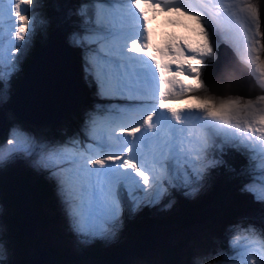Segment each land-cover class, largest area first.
Listing matches in <instances>:
<instances>
[{
	"label": "snow or ice",
	"instance_id": "snow-or-ice-1",
	"mask_svg": "<svg viewBox=\"0 0 264 264\" xmlns=\"http://www.w3.org/2000/svg\"><path fill=\"white\" fill-rule=\"evenodd\" d=\"M39 5L40 0H0V81H5L0 100L6 99L7 90L4 25L12 60L10 79L36 34L37 17L41 26L48 23ZM157 12L194 19L202 40L193 44L174 38L154 47L149 23ZM124 13L133 23L115 22ZM77 15L85 27L73 33V39L91 54L85 71L98 94L134 103L98 106L85 120L83 138L77 134L65 140H38L14 127L7 144L12 146L9 157H34V166L56 180L80 242L114 238L129 206L135 212L142 204L159 203L170 188L190 189L186 194L199 191L210 171L221 166L235 172L224 158L229 150L247 160L239 174L249 182L241 191L264 203V30L258 0H92L81 5ZM233 32L246 49L241 63L249 67L260 89L255 97L212 93L202 78L206 61L215 58L221 41L230 42ZM184 75L194 83L181 79ZM183 100L189 101L183 107L168 103ZM2 153L0 146V162L5 159ZM228 231L231 253L196 257L192 264H237L233 255L248 236L264 247V227L240 221ZM6 260L7 248L0 241V264Z\"/></svg>",
	"mask_w": 264,
	"mask_h": 264
},
{
	"label": "rangeland",
	"instance_id": "rangeland-1",
	"mask_svg": "<svg viewBox=\"0 0 264 264\" xmlns=\"http://www.w3.org/2000/svg\"><path fill=\"white\" fill-rule=\"evenodd\" d=\"M258 2L260 3V6H261V27H262V30H264V18H263L264 0H258ZM43 3H45V2L43 1ZM33 7H35V6L33 5ZM126 16H127L126 13H124L123 16H120V15L116 16L115 22L117 24H120L121 22H123V24L125 25L126 22L131 21V18L125 19L124 17H126ZM44 18H46V17H44ZM108 18L113 19V17H111V16H109ZM173 18H175V20L178 19V20L182 21V23H178L175 26V28H174V31L176 30L175 33L179 32L178 29L182 30L185 33H190V32L193 33L195 31V33H197V34L193 33L191 39H197L196 35H198V38H199L198 41L202 40V36L199 33L200 25L197 24V22L194 19L187 17V16H177L175 14H174ZM152 20H156L158 23V24L156 23V24L151 25L150 28H152L153 30L160 28L163 31L162 28L164 27V25L169 26L168 24L170 23L167 20L166 15L164 13H159V12L156 13L155 18ZM38 25H39V19H37V30H36V34H35L33 39L36 38V35L38 34V31L40 29V27ZM125 26H127V25H125ZM47 28H48V23L46 26H43V31L45 33L42 36V40L40 41L41 45L37 46L36 43L33 42V39H32L31 44L27 50V53L25 54V56L29 57V60L27 62H25L24 64H21V62H23V57H24V55H23V57L20 61V64H19V70L13 72L10 79H7V72H8V68H9L10 64L12 63V60L10 59V57L8 55V49H9L8 41L4 44L5 59H4L3 71L5 72V75H6L7 90H6V99L0 100V111L3 112V115L5 117V122H6L5 125L6 126H4V129L2 130V132L5 133V137L3 138L2 141H0V146H2V148H3L2 154L4 155L5 159L3 160V162H0V173L3 170H10L11 171V170H15V169L20 168V167H23V168L27 167L28 168V165H30L31 167H33L32 169H30L33 176H38V173H40V174L45 175L47 178L50 177V174L48 171L34 166V159H35L34 157H31V158L25 157L23 154H18V155L9 157L8 151H9V149H11L12 146L7 144V141L12 138V135L10 133L14 127L22 128L24 131L35 136L38 140L52 141L49 139L50 137H49L48 132H47L48 124L51 123V121L48 120V118L50 116H48V118L43 116L42 115L43 114V108H37L38 106L35 102L36 97H35V95H33L34 94L33 89H34V86L40 80V78L44 77L46 75L44 73V69H49L50 65H52V62L54 60L53 57L48 58V61H47L46 58H44L46 56L44 53H46L51 48L53 43L57 44L56 45L57 55L65 59V61L68 64L69 70H70V76H71V80H72V93H71L70 97L74 98L73 96L75 95V93L78 90V83L80 82V79L76 78V76L78 77V75H77L76 66L74 63V57L72 56V54L70 52V47L72 45L71 42L76 45V42L73 39V33H75V32H71L68 35V38L70 39L71 42L69 40L64 42L61 39V37H59V35H57L58 32L55 29H48L47 30ZM51 30H53V31L51 32V35H50ZM161 38L164 41L170 39V38L165 39L163 36H161ZM171 38L172 39H174V38L179 39L180 37L178 35H173ZM179 40H181L183 42V39L180 38ZM219 47L223 51V54H224L223 59L225 57L226 60L230 61V64L234 68V70L236 72L240 73V74L237 73V76L241 80L242 86H246L245 91H242L243 88L238 86V88L242 92H239L236 89V91L234 93H231V91H228L229 93L222 92L221 95L240 94V95H244L246 97H255L256 95L260 94V89L256 86L255 80L253 79V76L250 74L249 67L246 66L245 64L241 63V59H240L241 56H244L247 53H246V49L244 47L243 41L240 39L239 35L237 33L233 32L231 34L230 42L226 43V42L221 41L219 44ZM12 52L15 54L16 57H21V55H22V53H20V52H15L14 48L12 49ZM217 54L218 53L216 51L215 58H209L206 61L204 71L202 73V78H203L205 84H206V82H205V79L203 76L206 75L207 67H209L210 69L212 67L214 69L215 65L214 66L211 65V63L216 59ZM262 56H264V54H262ZM38 59L40 60L41 64L39 62H36V61H38ZM41 68H44V69H41ZM210 69L209 70L207 69V74L210 72ZM17 72H18V74L20 72H22V74L20 75L18 86L14 88V85L12 86V84L10 83V80L15 79V75ZM186 76H184L181 79L188 82L189 77L187 76L188 77L187 78ZM49 78H50V81L52 82V84L54 85V88H53L54 91L59 94V90H57L58 89V79H56L54 76L49 77ZM22 82L25 84V87H23V88H28V89H25L24 92L20 87V84ZM193 83H194V81H193ZM218 85H220V83H218ZM221 85H223V84H221ZM4 88H5V81H0V90H4ZM222 91H225V90L223 89ZM10 93H11V95H10ZM212 93H214V92H212ZM24 94L27 97L28 96L29 97L27 99H25ZM218 94H220V93H218ZM15 97H16V99H15V101H13V99ZM16 101H17V105L15 106ZM27 102L29 104H31L29 109H27ZM192 102L195 103V101H192ZM33 103H35V105H36L35 108H34ZM128 103H134V102L133 101H125V100L120 99L118 97H112L111 96V100L106 102L105 106L99 103L95 107L103 106V107L107 108L110 106L126 105ZM12 105H14V107L16 108V111L19 115H22L24 117H28V119L31 121H26L27 124L17 123L16 120L13 118L16 116H15L14 112L10 109V107ZM71 105H72V101H69L68 106H65V108H63V109L61 108L62 111L60 112V114L63 112L64 109L69 108ZM183 106H184V100L183 101H174V103L171 107H183ZM59 111H60V109L57 110L56 114H59ZM37 116L40 117L39 122L36 121ZM53 116H55V115H53ZM56 118H58V116H56L52 121H54ZM42 121H43V123H42ZM1 122H2V119L0 120V123ZM191 127L195 128L194 125ZM84 131H85V129H83L81 131V133H79V135L82 138L84 137ZM108 131H110V130H108ZM106 134H107V131H105V135ZM236 152L237 151L235 150V153ZM235 157H236V164L243 163L244 167L247 166V160H246V157L244 155H241V154H239V152H237ZM239 157H241L242 159L237 160V158H239ZM225 168H227V167H225ZM226 171H228L227 172V178H230V175L232 173H234V172L229 171L228 168L226 169ZM238 172L240 173V171H238ZM239 173L236 174L238 176L237 177L235 176L233 178V180H229V183H231L232 185H235L236 187L237 186L242 187L245 183L249 182V181H247L249 177L242 176ZM1 178H3V177L0 175V179ZM223 182H225L224 172L221 170V167H219V168H216V169H213L210 171V174L206 176V178L203 182V186L199 189V191H196V192L191 193V194H186V193L190 192V189H188V188H179V189L170 188L168 193L163 195V198L160 200L159 203L142 204L141 207H139L135 212H132L130 210V206H129V208L125 209V211L123 212V216H122L123 226L119 230V232L116 234V236L114 238H111V239H109V238L98 239L100 250L105 251V253H106L108 251V249H110V248H122L123 246H127L128 242L132 241L131 237L133 234H135V231H136V228L134 227L135 223H132L130 221L135 220L136 218H139L142 220L143 217L140 214L144 210L149 209L150 210V211L148 210L149 214H151L152 216L158 217V219L160 221H162V218L165 217L167 214L174 213L177 210L178 206H177V203L175 202V200H177L179 197L184 196V198H188V199H191V198L198 199V200L202 199L205 195L209 194L210 187L213 184L219 185L221 183L220 184V186H221ZM172 190L176 191L178 193V196L173 195ZM8 191H9V189H8L7 185L0 186V234L2 232H7V230L12 231L13 229H11V227H12V225H14L12 218L10 216L13 215L15 208H13L12 204L10 203ZM52 193H53V191H52ZM239 193H240V195L243 196V198H245L246 197L245 194L248 192L239 191ZM54 194H56L58 197H60L57 188H54ZM247 195L250 196L252 194L248 193ZM226 200L228 201V203H230L231 201H233V198L230 194H228V196L226 197ZM170 203H171V206L169 207L168 205ZM224 204H226V202H224ZM262 204L264 205V203H262ZM256 206H257V204H254V207H255L254 209H256V213L251 212V211H244L242 213H238L237 215H231L229 217H221L218 221H215L214 223H212V226L208 225L207 228H208V233L210 236H212L213 238H216L218 236L224 235L226 238L225 242H224L225 243L224 248L221 246V244L219 242L216 243V241H213V244H214L213 245V251H214L213 254H215L219 251H225V252H230V253L233 251L229 248L230 233H229L228 229H229L230 225H234L237 222L243 221V223L245 225L252 224V225L256 226L258 229L263 227V225H264V211H261V209L257 208ZM59 207H60L59 212H60L61 222L66 221L68 223L67 227L65 226V228L61 229V231L62 232H63V230L66 231V233L69 234L71 239H63L62 236H57V234H56V236L50 237L49 240L51 242H53L54 244L59 245L60 247L70 245L69 251L75 257L73 259L74 261H72L70 264H97V262L99 261L98 259H95L91 256H85V254H82V252L84 250L89 249L91 247V243L93 240L89 243H81L80 242L81 238L78 237L77 234L72 230L70 221H69L68 216H67L66 211H65V207H64L63 203L61 202V198H60ZM4 208L6 209L7 214H4ZM23 208L28 213V217L31 216L30 212L27 210V208H29V205L27 203H25V202L23 203ZM208 208L209 209H208L207 216H212V215H215L218 213H224L226 211L224 208H219V207L214 206V205L209 206ZM26 221L29 223V226L26 227V231L29 233L31 230L32 224H31L30 220H26ZM181 229L182 228H179L177 226L173 227L170 224H166V230H167L166 231L164 228V225L161 224V222H160L159 227L156 230L157 234L155 237L157 238L161 234L162 231H166V232H168V234H166L165 237L172 244H175V243L181 242L182 234L176 232V231L181 230ZM48 233L49 232H45V234L49 235ZM189 233H190V238L188 239L187 244L190 245L192 252L188 255L189 256L188 262L190 264H192L194 258L200 257V256H206L208 254V249L205 246L208 245L209 242L204 241L202 243L200 241V238L203 236V231L199 228H195L193 230H190ZM123 235H125V237L122 238ZM231 235L234 236L235 233H232ZM241 235L243 236L245 234L241 233ZM129 236H130V238H128ZM78 238H79V240H77ZM0 241H2V240H0ZM243 241L246 243H245V245L243 243V245L241 246V242H243ZM2 242L5 244L4 241H2ZM118 242H119V244H117ZM241 242H240L239 248L235 251V254L233 255V259H235L237 261V263L240 262L241 260H243L244 254H243V248L242 247H244L245 251H248V252L253 251L254 252V255L256 256V258L254 260H252L253 264H264V247L261 246L259 239L255 238L254 236H248L247 239H242ZM78 244H80V246H78ZM6 248H7V260L10 262L9 264H15L16 259L18 258L19 254H20V249L14 243H10L8 246L6 245ZM33 251L35 252V250H33ZM33 251H31V249L29 250V252H33ZM177 257H178V252H177ZM5 262H4V264H6ZM117 264H163V260L160 258L159 254L156 250H154V249L150 250L149 249V251H147L146 258L145 257L142 258V257H127V256H125L124 260L121 262H117ZM175 264H181V263L178 262ZM210 264H215V261H214V263H213V261H211Z\"/></svg>",
	"mask_w": 264,
	"mask_h": 264
},
{
	"label": "trees",
	"instance_id": "trees-1",
	"mask_svg": "<svg viewBox=\"0 0 264 264\" xmlns=\"http://www.w3.org/2000/svg\"><path fill=\"white\" fill-rule=\"evenodd\" d=\"M43 1L45 3H43ZM83 4H87L86 0H40L39 13L47 18V30L55 29L59 37L66 42L67 40L70 41L68 38L69 33L83 32L85 25L82 18L77 15L78 9ZM34 6L37 7L35 4ZM37 19H39V16ZM38 26L40 29L36 38L33 39V42H35L37 46L41 45L40 41L45 33L40 23ZM71 44L70 52L74 57V63L80 82L78 83L77 93L74 95V107L72 106L70 109L64 110L54 122L48 124L47 132L50 137L49 139L52 141L65 140L68 137L81 133L85 128V120L89 113L97 109L95 106L99 103L105 106V102L110 101V98L99 97L96 86L92 82L89 83L88 74L84 69L85 60L89 58L91 54L83 47H78L72 42ZM28 60L29 57L24 55L21 64H24ZM21 74L22 72L19 74L17 73L15 80H10L14 88ZM222 92L229 93L227 90ZM13 118L17 123L27 124L26 120L23 118L18 116ZM3 129L4 127L2 130ZM2 130L0 131V141L5 137V133L2 132ZM234 151L235 150H229L224 158L228 165L236 171L230 175V178H227V168L221 166V170L224 172L225 182H223L221 186V183L219 185L213 184L210 187L208 195H205L199 200L184 198V196L179 197L175 200L178 206L177 210L163 217V222L160 221L158 217L149 214V209H146L140 214L143 217L142 220L136 218L130 221L135 223L134 227L136 231L131 237L132 241H129L127 246H123L122 248H110L105 253V251H101L99 248V240L95 239L92 241L91 247L84 250L82 254L98 259L99 261L97 264H117V262L123 261L125 256L146 258L147 251H149V249H154L163 260V264H175L178 262L181 264H190L188 262V255L192 252V249L190 245L187 244V241L190 238L189 231L195 228H199L203 231V236L200 238V241L202 243L204 241L209 242V244L205 246L208 249V254L206 256L214 252L213 241H216V243L219 242L224 248L225 236L221 235L213 238L208 233V225L212 226V223L218 221L221 217L237 215L244 211H255L251 199L247 201L239 193L243 186L236 187L229 183V180H233L235 176H238L236 175L239 173L238 171L245 168L243 163L236 164ZM237 160H241V158ZM30 169H32V167L28 165V168L20 167L11 171L3 170L0 173L3 177L0 179V186L7 185L10 203L13 208H15L13 215L10 216L14 223L11 227L13 230L2 232L0 234V240L4 241L7 246L10 243H14L20 249V254L15 264H29L31 258L39 255L36 248L37 246L48 256L54 257V264H70L75 258L69 251L70 246L60 247L49 240L50 237H54L56 234L57 236H62L63 239H71L66 231H61L65 226L67 227L68 223L66 221L61 222L59 212L60 197L54 194V188L58 189L57 182L53 178H47L40 173H38V176H33ZM247 181H249V178ZM172 193L178 196L176 191ZM228 194L233 198V201L230 203L226 200ZM24 202L29 205L27 210L30 212L33 222L29 233L26 231V227L29 226L26 220H28L29 217L28 213L23 208ZM224 202H226V204H224ZM212 205L224 208L226 211L224 213L207 216L208 207ZM4 214H7L5 208ZM160 222L164 225L165 230L166 224L182 228L176 231L182 234L181 242L172 244L165 237V235L168 234V232H166L167 230L162 231L156 238V230ZM45 232H49V235L45 234ZM123 237H125V235H123L122 238ZM128 238H130V236ZM117 244H119V242ZM241 244L243 243L241 242ZM30 249L31 251L35 250V252H29ZM247 259L248 258L245 257L244 261ZM5 263L9 264L10 262L7 260Z\"/></svg>",
	"mask_w": 264,
	"mask_h": 264
},
{
	"label": "bare ground",
	"instance_id": "bare-ground-1",
	"mask_svg": "<svg viewBox=\"0 0 264 264\" xmlns=\"http://www.w3.org/2000/svg\"><path fill=\"white\" fill-rule=\"evenodd\" d=\"M173 16H174V14H170V16H166L167 20L168 21H169V19L175 20V18H173ZM156 23H157L156 20H151L149 23V27H151V25L156 24ZM177 24L169 23L168 24L169 26L164 25V27L162 28L163 29L162 36L165 39H169V38L172 39L171 37L173 35H178L181 39H183V41L188 40L189 42H191L193 44L198 42V40H199L198 35H196L197 39H191L192 34L195 33V31L193 33H191V32L185 33L182 30L178 29L179 32L175 33L176 30L174 31V28ZM52 31L53 30L50 31V35H51ZM195 34H197V33H195ZM57 35H59V34H57ZM158 40H159L158 38L153 36V44L157 43ZM56 45H57L56 43H53L51 48L46 53H44L46 55L44 58H46L47 61H48V58H51V57H53L54 60L52 62V65H50L49 69L41 68V69H44V73L46 75L44 77L40 76L41 77L40 80L34 86V89H33L34 90L33 95H35V97H36L35 102L38 106L37 108H43V114L42 115L47 117V118H48V116H50L48 118L49 121L53 120L56 116L59 117L62 114V113L60 114L62 109L65 108V106H68L69 101H72V99H73L70 97V95L72 93V80H71V76H70V70H69L68 64L65 61V59L57 55ZM217 53H218L217 57L214 60L215 62L213 61L211 63V65H213V66L215 65L214 69L212 67H211V69L209 67H207L208 70L210 69V72L207 74V69H206V75L203 76L206 84L209 87V89L216 94H218V93L221 94L223 89L227 90V91H231V92H235L236 89L239 92L245 91L246 86H242V82L237 76V73H239V72H236L234 70V68L231 66L229 60H226L225 57L223 59L224 54H223V51L220 47H218ZM36 62H39L41 64L39 59ZM53 76L56 79H58V89L57 90H59V94L54 91V89H53L54 85L50 81L49 77H53ZM76 78H78V77L76 76ZM187 83L192 84L193 83L192 79L189 78V81ZM218 83H220V85H218ZM221 84H223V85H221ZM22 85L25 87V84H22ZM238 86L243 88L242 91H240ZM26 89H28V88H26ZM24 96H25V99H27L29 97V96L27 97L25 94H24ZM15 99H16V97L14 98L13 101H15ZM168 103H169V106H172L174 101H169ZM187 103H189V101L187 102V100L186 101L184 100V105H186ZM16 105H17V101L15 102V106ZM33 105L35 108L36 107L35 103H33ZM30 106H31V104H29L27 102V109H29ZM10 109L12 110L11 107H10ZM58 109H60L59 114H56ZM66 109H68V108H66ZM53 115H55V116H53Z\"/></svg>",
	"mask_w": 264,
	"mask_h": 264
},
{
	"label": "water",
	"instance_id": "water-1",
	"mask_svg": "<svg viewBox=\"0 0 264 264\" xmlns=\"http://www.w3.org/2000/svg\"><path fill=\"white\" fill-rule=\"evenodd\" d=\"M19 79H20V77L18 78V80L16 81V87L18 86V83H19ZM22 84H24L23 82L20 84V87H21V89L23 90V92H24V90L26 89V88H23L24 86L22 85ZM77 93V92H76ZM75 93V94H76ZM14 100V99H13ZM74 98L72 99V105L71 106H73L74 105ZM71 106L68 108V109H70L71 108ZM74 107V106H73ZM11 108H12V110H13V112H14V114L16 115V116H18V117H20V118H23V119H25L26 121H31V120H29L28 119V117H24V116H22V115H19L18 113H17V111H16V108L14 107V105H12L11 106ZM66 110V109H65ZM2 119V122L0 123V131L2 130V128L5 126V124H6V122H5V117H4V115H3V112H1L0 111V120ZM57 119V118H56ZM39 120H40V117L39 116H37L36 117V121L37 122H39ZM55 121V120H54ZM54 121H52L51 120V122H54ZM34 122V121H33ZM42 123H43V121H42ZM30 166V165H29ZM31 167V166H30ZM33 168V167H32ZM28 220H30V222H31V224L33 223L32 222V216H29V219ZM37 248V250H38V252H39V255L38 256H36V257H34V258H31L30 260H29V264H54V257H50V256H48L40 247H36Z\"/></svg>",
	"mask_w": 264,
	"mask_h": 264
},
{
	"label": "flooded vegetation",
	"instance_id": "flooded-vegetation-1",
	"mask_svg": "<svg viewBox=\"0 0 264 264\" xmlns=\"http://www.w3.org/2000/svg\"><path fill=\"white\" fill-rule=\"evenodd\" d=\"M18 73V72H17ZM17 73H16V75H17ZM16 75H15V77H16Z\"/></svg>",
	"mask_w": 264,
	"mask_h": 264
},
{
	"label": "clouds",
	"instance_id": "clouds-1",
	"mask_svg": "<svg viewBox=\"0 0 264 264\" xmlns=\"http://www.w3.org/2000/svg\"><path fill=\"white\" fill-rule=\"evenodd\" d=\"M14 80H15V79H14ZM88 80H89V79H88ZM69 246H70V245H69ZM69 246H68V247H69Z\"/></svg>",
	"mask_w": 264,
	"mask_h": 264
}]
</instances>
